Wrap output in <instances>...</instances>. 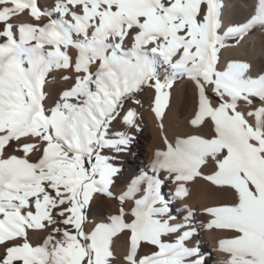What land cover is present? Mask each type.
Masks as SVG:
<instances>
[{"label":"snow or ice","instance_id":"6c2138e0","mask_svg":"<svg viewBox=\"0 0 264 264\" xmlns=\"http://www.w3.org/2000/svg\"><path fill=\"white\" fill-rule=\"evenodd\" d=\"M244 4V21L226 24L230 0H54L44 8L0 0V264H114L122 235L121 264H205L198 247L185 245L194 236L191 209H183L185 223H170L156 175L141 174L114 196L118 155L103 154L130 150L142 129L125 104L142 107L135 96L145 88L154 90L150 111L163 135L171 90L183 78L196 93L189 124L208 132L163 136L151 168L176 185L172 199L187 198L198 179L232 192V203L203 209L207 228L232 233L218 242L220 264H264V68L222 61L223 49L264 30V0ZM25 13L32 22L13 23ZM59 70L75 76H61L73 82L52 100L47 78ZM97 197L132 207L86 231ZM181 229L174 243L162 240ZM30 230L44 233L35 245ZM148 246L155 250L142 254Z\"/></svg>","mask_w":264,"mask_h":264},{"label":"bare ground","instance_id":"6f19581e","mask_svg":"<svg viewBox=\"0 0 264 264\" xmlns=\"http://www.w3.org/2000/svg\"><path fill=\"white\" fill-rule=\"evenodd\" d=\"M53 2L54 0H38V4L41 8L49 7ZM247 14L248 8L245 7L244 0H230V6L225 10V23L243 22ZM25 22H32L31 17L26 13L21 14L18 18L13 20V23L17 24ZM70 54L74 57L75 50L70 49ZM229 59L249 62L253 66V72L264 68V30L256 28L245 37L239 46L223 49L222 61ZM62 75L74 77L75 73L70 70H59L53 73L54 79H48V84L46 85V91L51 93L52 100L58 99L59 93L67 87H70L73 82V80H62ZM171 93L170 107L166 109V114L163 119V135L158 126L159 122L155 120L154 114L150 111V104L154 95V90L145 88L140 92L138 100L141 101L142 107L133 103V106L139 112L138 123L144 125L145 134L149 133L152 137V141L147 147L144 144H136L133 146V149L129 152L128 161L124 164L125 172L123 177L126 180H134L141 174L158 176L163 181L161 188L162 195L165 200L170 202L169 214L175 217L170 223H185L183 218L188 214L187 211H183L185 207L190 208L193 213L191 220L187 221V223L194 229V236L190 240L185 241V245L187 247H198L205 264H220L222 260L226 259V255L217 250L218 242L221 239L229 238L232 233L228 230L207 228L206 224L211 217L204 213L203 209L205 207L232 203L234 194L227 190L215 189L207 182L198 179L195 183L189 185L190 195L187 198L183 200L172 199V193L174 192L176 185L172 183L171 179L167 178L168 174L166 172L161 171L159 173H154L151 168L154 152L157 149H164L163 136H167L169 142H174L177 137H184L188 134L203 135L208 132L207 127L194 128L189 124V121L193 118L196 110V93L192 83L187 80V78L180 79L175 83ZM49 103H51V100ZM240 107L243 109L245 108V105L241 103ZM212 170H214V165H212L211 162H209L208 166L203 169L206 174L210 173ZM114 180L116 179L114 178ZM128 186L124 189H119L118 194L125 192ZM114 187H116V185ZM140 187L141 192L137 193V198L142 195V190L146 185L142 184ZM104 204L109 205V216L116 214L119 209L111 202L103 203V205ZM125 205V211L128 212L132 207V201H127V204ZM98 222L99 221L96 217L93 218L87 223L86 231L90 230L94 227V224ZM184 230L187 229H181L177 233L164 236L162 237V240L166 243H174ZM34 235V232H30L31 237ZM118 240V238H115L113 250L118 263L121 264L120 258L126 251V245L124 242H122L123 244H117ZM150 250L155 249L148 246L144 250L142 248L141 252L143 254ZM2 252L3 249L0 248V254H2ZM192 259H196V257L189 258V260Z\"/></svg>","mask_w":264,"mask_h":264},{"label":"rangeland","instance_id":"374dc122","mask_svg":"<svg viewBox=\"0 0 264 264\" xmlns=\"http://www.w3.org/2000/svg\"><path fill=\"white\" fill-rule=\"evenodd\" d=\"M226 43L228 44H235V41L234 40H229V41H226ZM55 71L49 73L48 75V78L47 79H54L53 77V73ZM140 92L136 94L135 96V99H138V96H139ZM128 107H133V101L130 99L126 102L125 104V110L128 108ZM139 113V112H138ZM140 124V127L142 129V131L140 132H134L133 135L136 137V139L133 141L132 145L130 146V150L129 151H126V152H123V153H120V154H115V153H112L110 150H104V153L103 154H106V155H118V159L116 160V166L119 167L121 169L120 173L115 177L116 180H114V186L116 185V187L113 186V188H111V191L113 193L114 196L118 197L120 194H118V191L119 189H124L126 186L130 185L132 183V179H125L123 177V174L125 172V165L128 161V158H129V152L133 149V146L136 145V144H144L146 147L150 145L151 141H152V137L150 136L149 133H146L145 134V131H144V125L142 123H139ZM113 130H124L123 129V126L119 123V122H113ZM123 155V156H121ZM106 202H111L113 205L115 204V206L117 208H120V207H126L125 204H127V201L124 202L123 205L120 204L119 200L118 199H111V198H108V197H97V199L93 202V205H92V209H91V212L89 214V217H88V222L91 221L93 218H97V220L99 222H107V217L109 216V205H106L103 203H106ZM109 210V211H108ZM86 225L85 224V230H86ZM30 232H33V231H29V239L30 241L35 245L36 243H38L40 241V239L44 236V234L42 232H34L35 235L34 236H30ZM39 234H42V235H39ZM37 235V236H36ZM34 238V239H33ZM119 240L117 241L121 244H123L122 242L125 243V236H120L118 238ZM121 241V242H120ZM115 243V242H114ZM143 250L146 248V247H142ZM114 264H119L117 259L115 260Z\"/></svg>","mask_w":264,"mask_h":264}]
</instances>
